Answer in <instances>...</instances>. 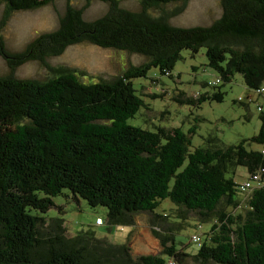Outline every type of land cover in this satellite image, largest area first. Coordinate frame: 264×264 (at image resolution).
<instances>
[{
	"label": "trees",
	"instance_id": "1",
	"mask_svg": "<svg viewBox=\"0 0 264 264\" xmlns=\"http://www.w3.org/2000/svg\"><path fill=\"white\" fill-rule=\"evenodd\" d=\"M98 1L107 3L102 15L84 20L80 9L67 6L57 27L39 34L15 58L42 62L85 41L138 53L146 61L111 80L94 82H82L67 67L42 80L0 76V264H186L190 255L176 250L172 240L155 252L134 255L127 242H107L89 228L67 234L62 219L44 216L54 206L52 197L63 190L76 202L81 198L90 207H103L111 225H132L137 212L149 213L153 224L162 221L166 215L153 209L165 198L201 219L219 208L202 237L192 234L199 239L192 259L199 264H264V182L241 192V182L234 180L238 166L246 180L264 168L262 109L258 107L257 132L249 138L218 145L216 137L207 136L192 150L179 127L148 130L126 123L143 105L132 79L144 77L150 67L173 77L182 50L193 55L203 47L206 66L215 76L203 83L211 92H179L173 97L177 103L198 107L204 100L221 101L217 85L233 73L261 95L264 0H218V18L206 26L186 27L143 11L171 3L182 7L188 0H136L139 11L121 7L120 0ZM49 2L0 0V30L12 12ZM0 54L5 55L1 37ZM245 141L261 148L246 149ZM240 194L244 207L239 212Z\"/></svg>",
	"mask_w": 264,
	"mask_h": 264
},
{
	"label": "rangeland",
	"instance_id": "2",
	"mask_svg": "<svg viewBox=\"0 0 264 264\" xmlns=\"http://www.w3.org/2000/svg\"><path fill=\"white\" fill-rule=\"evenodd\" d=\"M119 5L131 11L140 10L136 0H120ZM179 5L171 3L156 10L146 8L143 12L171 26L184 27L209 25L221 12L218 0H188L182 7ZM67 6L80 9L84 20H93L107 9V3L98 0H52L32 10L12 12L0 30L5 52V55L0 54V76L10 74L16 78L42 80L54 76L53 71L57 68L67 67L78 72L82 82H94L95 78L111 80L124 73L129 66L146 61V57L138 53L100 48L85 41L70 44L58 55L45 57L42 62L15 58L21 56L25 47L39 34L54 30L66 14ZM3 10L4 5L0 3V18ZM181 56L171 70L173 77L160 75L156 68L150 67L144 77L132 79L135 94L142 99L143 105L126 123L148 130H153L155 126L166 129L179 127L188 137V150L203 145L207 136L216 137L218 145H230L255 134L259 126L258 107L264 112V92L258 95L257 91L247 89L240 74L233 73L228 82L217 85L223 93L221 101L204 100L198 107L179 104L173 99L179 92L186 95L211 92V88L203 83L215 76L206 66L203 47L193 55L182 50ZM16 59L20 62L13 64ZM152 94L156 96L151 97ZM244 147L261 148L247 141ZM234 180H246L243 167H236ZM65 193L63 190L52 197L54 206L44 216L62 219L67 234L74 235L89 228L95 237L107 242H127L134 255L155 252L161 249L162 243L168 245L172 240L176 250L181 249L190 255L185 258L186 264H199L191 257L197 250L192 234L202 237L207 226L215 223L218 212L222 211L215 208L208 217L201 219L189 210L177 209L165 198L153 209L155 214H165L164 220L153 224L149 213L137 212L133 214L132 225H111L106 221L103 207H90L81 198L76 202L70 196L65 197ZM239 198L236 210L240 212L244 207L242 194ZM96 217L103 220L102 224L94 225ZM162 237L166 242L162 241ZM203 264L214 263L208 261Z\"/></svg>",
	"mask_w": 264,
	"mask_h": 264
},
{
	"label": "built area",
	"instance_id": "3",
	"mask_svg": "<svg viewBox=\"0 0 264 264\" xmlns=\"http://www.w3.org/2000/svg\"><path fill=\"white\" fill-rule=\"evenodd\" d=\"M264 155V152L261 151ZM264 182V168H260V170L258 172L253 173L250 176V179L244 180L243 182L239 183V190L241 192L246 191L248 188L253 187V186H259ZM94 223L95 224H101L102 223V219L99 217H96L94 219ZM195 241L199 242L198 236L193 235L192 236Z\"/></svg>",
	"mask_w": 264,
	"mask_h": 264
}]
</instances>
